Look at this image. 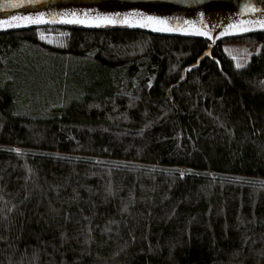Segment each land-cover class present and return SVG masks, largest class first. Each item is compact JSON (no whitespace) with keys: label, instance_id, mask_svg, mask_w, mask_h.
<instances>
[{"label":"trees","instance_id":"trees-1","mask_svg":"<svg viewBox=\"0 0 264 264\" xmlns=\"http://www.w3.org/2000/svg\"><path fill=\"white\" fill-rule=\"evenodd\" d=\"M0 264H264V25L0 28Z\"/></svg>","mask_w":264,"mask_h":264},{"label":"water","instance_id":"water-1","mask_svg":"<svg viewBox=\"0 0 264 264\" xmlns=\"http://www.w3.org/2000/svg\"><path fill=\"white\" fill-rule=\"evenodd\" d=\"M32 23L215 35L263 26L264 0H0V28Z\"/></svg>","mask_w":264,"mask_h":264},{"label":"rangeland","instance_id":"rangeland-1","mask_svg":"<svg viewBox=\"0 0 264 264\" xmlns=\"http://www.w3.org/2000/svg\"><path fill=\"white\" fill-rule=\"evenodd\" d=\"M257 24L247 25L241 29H248L256 26ZM217 34V33H216ZM215 34V35H216ZM217 36V35H216ZM241 47L238 46L237 43L231 42L228 44H225V49L228 54H231L235 59L236 63L239 66H243L244 63L252 56L253 51H250L248 49H240ZM28 54H31L30 52H27ZM36 57L35 54H31ZM30 59H26L25 61L22 60L23 64L15 63L16 68L12 69V73H8L5 80L6 86H13L15 84L14 78H30V76H36V78H47L49 75L52 76V78H56V74L54 72H58L59 78H66L67 71L65 64H62L58 62L57 64H54L51 61L46 63L47 65L43 68H41L37 63H39L37 60H32L35 70L32 67H29ZM75 81H77V78H74Z\"/></svg>","mask_w":264,"mask_h":264}]
</instances>
